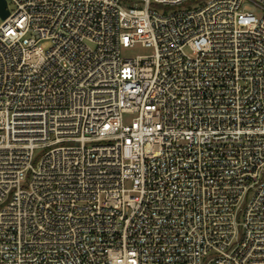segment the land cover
<instances>
[{
  "label": "built area",
  "instance_id": "1",
  "mask_svg": "<svg viewBox=\"0 0 264 264\" xmlns=\"http://www.w3.org/2000/svg\"><path fill=\"white\" fill-rule=\"evenodd\" d=\"M4 1L0 264H264V0Z\"/></svg>",
  "mask_w": 264,
  "mask_h": 264
},
{
  "label": "rangeland",
  "instance_id": "2",
  "mask_svg": "<svg viewBox=\"0 0 264 264\" xmlns=\"http://www.w3.org/2000/svg\"><path fill=\"white\" fill-rule=\"evenodd\" d=\"M201 4V0H195L190 3L182 5L178 9H188V8H194L198 7ZM248 11H251L250 7H246ZM256 16H258V13H255ZM152 53V50L146 47H142L139 45H135L129 48H122L121 49V57L124 59H130V58H135L138 56H148ZM124 121L129 123V117L125 116ZM126 123V124H127Z\"/></svg>",
  "mask_w": 264,
  "mask_h": 264
},
{
  "label": "water",
  "instance_id": "3",
  "mask_svg": "<svg viewBox=\"0 0 264 264\" xmlns=\"http://www.w3.org/2000/svg\"><path fill=\"white\" fill-rule=\"evenodd\" d=\"M8 16V12L6 10V3L4 0H0V19L4 20Z\"/></svg>",
  "mask_w": 264,
  "mask_h": 264
}]
</instances>
